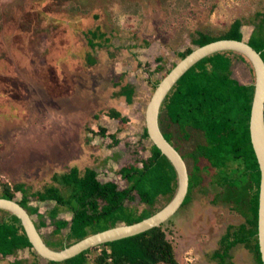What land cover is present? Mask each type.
<instances>
[{
    "label": "rangeland",
    "instance_id": "1",
    "mask_svg": "<svg viewBox=\"0 0 264 264\" xmlns=\"http://www.w3.org/2000/svg\"><path fill=\"white\" fill-rule=\"evenodd\" d=\"M258 13H264V0H0V190L2 183H22L37 191L53 172L87 167L100 181L126 188L119 171L150 156L152 142L142 133L151 83L181 61L179 53L198 48L193 40L199 33L224 36L241 20L248 41ZM234 72L241 84L254 83L247 64L237 62ZM127 83L137 90L130 107L120 96ZM112 109L130 123L108 117ZM100 127L107 136L98 134ZM194 196L165 223L168 239L178 264H218L212 255L221 238L244 218L232 205L211 204V194ZM70 218L66 212L59 219ZM46 223L41 233L54 247L67 231L51 237L53 221ZM20 259L38 263L28 250ZM230 263L257 264L244 246L232 251Z\"/></svg>",
    "mask_w": 264,
    "mask_h": 264
},
{
    "label": "trees",
    "instance_id": "2",
    "mask_svg": "<svg viewBox=\"0 0 264 264\" xmlns=\"http://www.w3.org/2000/svg\"><path fill=\"white\" fill-rule=\"evenodd\" d=\"M256 20L259 23L247 43L264 60V13H258ZM242 27V21L237 20L224 36L212 37L199 33L193 44L202 47L219 40L245 41ZM88 32L90 36L91 31ZM94 32L97 33L96 30ZM96 38L94 36L93 40ZM106 39L108 44L111 39ZM193 51L189 48L179 53L180 59ZM157 61L163 60L158 58ZM240 61L247 64L254 78L251 64L235 52L216 53L194 65L165 98L159 125L166 140L180 153L188 168L189 191L181 210L189 205L195 193L200 192L211 194V204L222 202L232 205L231 209L244 218L241 224L227 228L226 235L220 240V248L212 258L218 264H231L232 251L244 246L253 254L257 264H263L258 241L261 173L250 135L254 84H241L233 76L234 67ZM51 66L47 68L48 73L55 68L53 64ZM157 69L158 72L163 71L161 67ZM49 77L44 80L46 84L51 79ZM56 81L55 76L53 82ZM160 82L156 80L151 83L153 93ZM120 96L126 100L127 106H132L137 90L127 83ZM107 116L125 125L130 123L116 109L110 110ZM106 132V128L100 127L98 134L107 136ZM111 136L115 138V135ZM142 137L149 140L146 126L143 127ZM119 174L127 182L124 189L114 182L100 181L94 167L84 170L71 168L62 175L55 173L51 182L45 183L43 189L37 191L27 189L22 183L14 187L2 183L0 198L15 200L16 195L21 194L18 203L31 216L39 218L41 227H46V223L36 203L54 204L49 212L53 221L62 211L71 213L70 220L55 222L57 229L53 236L60 235L63 230H68L67 234L54 243V247L46 243L51 249L61 251L91 235L121 224L132 225L155 215L171 202L177 191L174 167L153 144L147 159L141 160L140 164L135 162L124 166ZM136 197L140 199L139 202L129 205L136 201ZM0 215L1 259L5 260L25 249L38 258L21 221L6 211L0 210ZM168 232L164 223L145 233L87 250L61 264H90L94 251L97 253L92 259L93 264H178Z\"/></svg>",
    "mask_w": 264,
    "mask_h": 264
},
{
    "label": "water",
    "instance_id": "3",
    "mask_svg": "<svg viewBox=\"0 0 264 264\" xmlns=\"http://www.w3.org/2000/svg\"><path fill=\"white\" fill-rule=\"evenodd\" d=\"M220 52H235L247 59L254 72V97L250 118V135L260 173L258 209V241L264 264V60L247 41L219 40L198 47L186 56L164 77L153 93L145 111V126L149 139L169 160L177 174L178 187L171 202L155 215L132 225H118L91 235L61 251L51 249L34 223L33 217L15 200L0 198V210L17 217L36 254L49 262L62 263L81 253L107 243L119 241L158 228L169 221L182 207L189 191V173L180 153L166 140L160 130L159 115L162 104L176 83L194 65Z\"/></svg>",
    "mask_w": 264,
    "mask_h": 264
},
{
    "label": "crops",
    "instance_id": "4",
    "mask_svg": "<svg viewBox=\"0 0 264 264\" xmlns=\"http://www.w3.org/2000/svg\"><path fill=\"white\" fill-rule=\"evenodd\" d=\"M55 174V172H53V175ZM52 175V176H53ZM15 201H17L18 202V200L17 199H15ZM31 201L32 202H34V199L32 200L31 199ZM48 203H50V202H45V203H42V202H40V203H36L37 205H38V207H39V214H41V215H43V220H44V222L46 223V220L48 219V220H52L50 217H49V212H50V210L54 207H52V208H43V206L44 205H47ZM52 203V202H51ZM53 204V203H52ZM2 211V210H1ZM65 212V211H64ZM66 213V212H65ZM65 213H63V211L61 212V213H59V215L57 216V219L56 220H52L53 221V224H52V228H53V232H52V234H51V237H53V234H54V231L57 229L56 228V221H59V220H61V219H59L60 218V216L61 215H65ZM68 213V212H67ZM69 214H71V213H69ZM36 216V215H35ZM72 216V215H71ZM0 217H1V215H0ZM36 218L38 219V222L40 223V221H39V218L36 216ZM34 219V218H33ZM71 219V218H70ZM64 220H68V219H64ZM34 221H35V223H36V220L34 219ZM46 227H48V224L46 223ZM46 227H41V225H39V230H40V233H41V230H43V229H45ZM67 232H68V230H66ZM63 232V231H62ZM67 232H66V234H67ZM42 234V233H41ZM62 234V233H61ZM42 237H43V239H44V241H50L49 239H48V237H46V236H44L43 234H42ZM50 242H53V241H50ZM59 242V241H58ZM58 242H55V244L56 243H58ZM46 243V242H45ZM51 248V247H50ZM26 250H28V249H25V250H20V251H18L17 252V254H15L14 256H10V257H8L7 259H5V260H3V259H1L2 257L0 256V264H4V263H8V262H10V264H12V263H15V262H17V261H19V262H22L23 261V259H20V257H21V254H23L24 255V252H26ZM28 252H29V250H28ZM30 253V252H29ZM12 257H14L15 259H16V261H11V258ZM37 260H38V263L40 264V262H44L45 264H48V263H46L45 261H44V259H42V258H40V257H38L37 258ZM49 262V261H48ZM37 263V264H38ZM41 263V264H42ZM63 263V262H62ZM23 264H25V263H23ZM33 264H36V261H33ZM61 264V263H60Z\"/></svg>",
    "mask_w": 264,
    "mask_h": 264
},
{
    "label": "flooded vegetation",
    "instance_id": "5",
    "mask_svg": "<svg viewBox=\"0 0 264 264\" xmlns=\"http://www.w3.org/2000/svg\"><path fill=\"white\" fill-rule=\"evenodd\" d=\"M125 104L127 105L126 100H125ZM128 107H130V106H128Z\"/></svg>",
    "mask_w": 264,
    "mask_h": 264
},
{
    "label": "clouds",
    "instance_id": "6",
    "mask_svg": "<svg viewBox=\"0 0 264 264\" xmlns=\"http://www.w3.org/2000/svg\"><path fill=\"white\" fill-rule=\"evenodd\" d=\"M35 222V221H34Z\"/></svg>",
    "mask_w": 264,
    "mask_h": 264
}]
</instances>
